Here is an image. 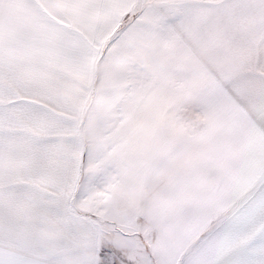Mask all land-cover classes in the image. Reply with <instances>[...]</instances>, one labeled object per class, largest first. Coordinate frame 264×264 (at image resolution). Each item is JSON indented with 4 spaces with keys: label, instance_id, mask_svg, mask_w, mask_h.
Instances as JSON below:
<instances>
[{
    "label": "snow or ice",
    "instance_id": "obj_1",
    "mask_svg": "<svg viewBox=\"0 0 264 264\" xmlns=\"http://www.w3.org/2000/svg\"><path fill=\"white\" fill-rule=\"evenodd\" d=\"M0 264H264V0H0Z\"/></svg>",
    "mask_w": 264,
    "mask_h": 264
}]
</instances>
